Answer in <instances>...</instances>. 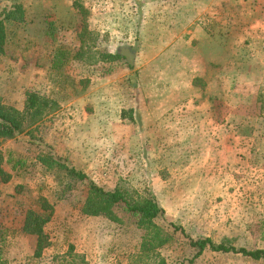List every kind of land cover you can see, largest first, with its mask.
Listing matches in <instances>:
<instances>
[{"label":"rangeland","instance_id":"1","mask_svg":"<svg viewBox=\"0 0 264 264\" xmlns=\"http://www.w3.org/2000/svg\"><path fill=\"white\" fill-rule=\"evenodd\" d=\"M73 1L0 0L1 17L22 15L6 20L1 101L20 108L36 91L59 104L0 142L10 174L0 180L1 264H153L156 253L163 264H264L208 248L192 259L186 237L264 249V0H80L83 15ZM85 22L94 47L87 36L77 53ZM118 47L132 50L131 66L94 63L92 52ZM92 182L152 197L168 240L139 256L138 214L82 211ZM42 198L54 211L36 257V236L21 227Z\"/></svg>","mask_w":264,"mask_h":264},{"label":"trees","instance_id":"2","mask_svg":"<svg viewBox=\"0 0 264 264\" xmlns=\"http://www.w3.org/2000/svg\"><path fill=\"white\" fill-rule=\"evenodd\" d=\"M72 5L74 8H77L82 15L87 11V8L80 0H74ZM7 19L21 20L22 15H20L19 9L17 8L14 11L8 12L5 17L0 16V54H6V47L9 39L6 25ZM91 36L92 33L88 31L87 23L85 22L81 29V45L77 53L84 51L86 38L90 42L85 49L91 51V47H94V38ZM127 49L128 48L125 47H118L114 52L95 50L94 52L97 53V58L92 52V56L95 58L94 63L99 61L112 62L122 58L127 60V63L131 66L132 63L130 60L132 50L130 48ZM63 60L64 56L61 54L52 63V66L59 68ZM257 99H259V109L264 111V94L259 93ZM58 107L59 104L55 100L42 97L36 91H27L25 93L22 107L20 108L5 104L0 99V142L4 139H11L19 136L23 132L30 130L33 124L40 121L47 114L57 110ZM2 161L3 156L0 151V180L5 182L9 180L10 174L2 168ZM42 162L48 167L56 165L59 168L65 169L67 173L78 179L86 177L81 171H77L72 167L69 168L52 157L43 156ZM132 195L133 192L122 185H117L112 190H105L92 182L89 186L88 196L84 202L82 211L88 215L103 214L108 218L114 219L112 208L117 205H122L126 211L138 214V224L145 229L144 233L141 235L139 256L143 253L144 255H148L150 251L161 247L168 240V234L164 233L154 222V219L163 215L164 210L152 197L140 196L137 192L136 195ZM37 205H39V209L26 210L21 227L22 231L36 236V244L34 247V256L36 257L42 254L43 249L48 244V238L43 230V225L51 218L54 211L53 203H50L46 198H42ZM171 225L184 233L181 227L175 224ZM186 237L189 240V244L197 249L192 259L199 256L207 248L213 251L240 253L254 260L264 259V249L261 248L247 249L245 247H235L227 244L225 241L216 243L209 237H200L197 239L189 235H186ZM3 242L4 235L3 232L0 231V264L4 262L1 245ZM153 264H163L162 256H160L159 253H156V256H154Z\"/></svg>","mask_w":264,"mask_h":264},{"label":"crops","instance_id":"3","mask_svg":"<svg viewBox=\"0 0 264 264\" xmlns=\"http://www.w3.org/2000/svg\"><path fill=\"white\" fill-rule=\"evenodd\" d=\"M201 30H202L203 32H205V30H203V28H201Z\"/></svg>","mask_w":264,"mask_h":264}]
</instances>
